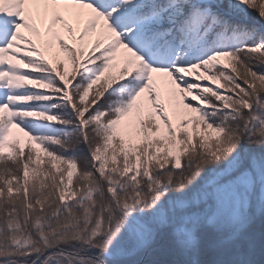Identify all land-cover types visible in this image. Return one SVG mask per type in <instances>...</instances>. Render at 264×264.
<instances>
[{"label": "snow or ice", "instance_id": "obj_1", "mask_svg": "<svg viewBox=\"0 0 264 264\" xmlns=\"http://www.w3.org/2000/svg\"><path fill=\"white\" fill-rule=\"evenodd\" d=\"M0 264H264V0H0Z\"/></svg>", "mask_w": 264, "mask_h": 264}]
</instances>
